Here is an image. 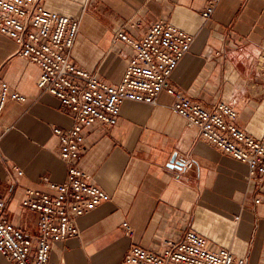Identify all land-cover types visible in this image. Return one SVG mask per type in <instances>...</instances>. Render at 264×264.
Segmentation results:
<instances>
[{
	"label": "crops",
	"instance_id": "1",
	"mask_svg": "<svg viewBox=\"0 0 264 264\" xmlns=\"http://www.w3.org/2000/svg\"><path fill=\"white\" fill-rule=\"evenodd\" d=\"M207 2L48 0L46 7L82 21L74 61L111 84L121 82L133 56L131 47L116 39L120 30L139 38L166 20L194 35L172 85L207 107L220 100L232 103L236 124L262 138L264 74L258 61L264 0H222L211 20L202 17ZM135 22L139 28H128ZM40 76L41 69L18 54L17 43L0 34V77L27 97L24 103L10 101L0 119V197L11 196L17 207L27 189H44L43 177L62 183L68 172L54 129L71 128L73 115L57 97L39 89ZM173 102L166 91L155 105L126 101L116 127L88 133L80 167L110 198L78 218L80 235L59 243L53 263L126 264L132 246L160 250L166 239L193 230L213 249H227L248 264H264V204L254 203L247 164L200 138L197 129L172 112ZM174 157L185 163L183 169L171 168ZM25 212L31 221L38 219ZM9 218L25 227L19 215ZM126 222L132 234L126 233ZM0 264L12 263L0 254Z\"/></svg>",
	"mask_w": 264,
	"mask_h": 264
},
{
	"label": "built area",
	"instance_id": "2",
	"mask_svg": "<svg viewBox=\"0 0 264 264\" xmlns=\"http://www.w3.org/2000/svg\"><path fill=\"white\" fill-rule=\"evenodd\" d=\"M48 0H0V34L13 39L18 54L41 69L39 89L51 93L62 109L73 115L69 129L55 128L60 156L68 165L66 180L53 182L43 177L44 189H27L19 207L11 196L0 197V254L12 264H55L52 254L59 243L78 237L77 220L109 200V194L92 182L80 167L92 130L107 132L116 127L126 101L155 105L163 91L174 98L171 110L187 126L198 130L200 138L216 149L247 164L249 182L255 187V205L264 204V137L258 138L236 124L238 111L232 103L220 100L204 106L177 91L171 77L181 60L191 51L194 35L166 20L154 23L142 37L126 28L117 33L131 47L133 56L119 84H111L78 65L73 50L82 21L61 15L46 7ZM222 0H208L202 12L205 20L214 18ZM135 22L128 28H139ZM259 71L264 74V46L259 53ZM10 101L24 103L27 97L12 91L0 77V119ZM0 151V159H1ZM13 170L22 176L17 166ZM25 211L38 215L33 222ZM15 213L25 227L9 218ZM240 217H236L239 220ZM132 234L129 223H124ZM126 264H248L227 249H213L206 237L193 230L168 238L160 250L132 246Z\"/></svg>",
	"mask_w": 264,
	"mask_h": 264
},
{
	"label": "water",
	"instance_id": "3",
	"mask_svg": "<svg viewBox=\"0 0 264 264\" xmlns=\"http://www.w3.org/2000/svg\"><path fill=\"white\" fill-rule=\"evenodd\" d=\"M171 168H177V169H183L185 166V163L181 160H178L176 157H174L171 161Z\"/></svg>",
	"mask_w": 264,
	"mask_h": 264
}]
</instances>
